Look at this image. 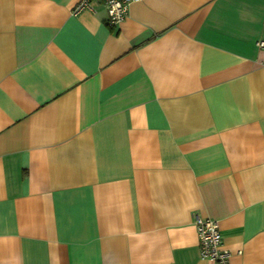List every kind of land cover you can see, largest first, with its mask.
Instances as JSON below:
<instances>
[{
    "label": "crops",
    "instance_id": "crops-1",
    "mask_svg": "<svg viewBox=\"0 0 264 264\" xmlns=\"http://www.w3.org/2000/svg\"><path fill=\"white\" fill-rule=\"evenodd\" d=\"M0 0V264H264V0Z\"/></svg>",
    "mask_w": 264,
    "mask_h": 264
},
{
    "label": "built area",
    "instance_id": "built-area-1",
    "mask_svg": "<svg viewBox=\"0 0 264 264\" xmlns=\"http://www.w3.org/2000/svg\"><path fill=\"white\" fill-rule=\"evenodd\" d=\"M136 0H80L73 13L75 15L84 11L94 12L98 4L104 6L108 13L107 24L109 27H119L129 16L130 6ZM259 46L264 47V42ZM200 242V255L204 260L217 264H227L229 252L223 249V240L217 221L194 215Z\"/></svg>",
    "mask_w": 264,
    "mask_h": 264
}]
</instances>
